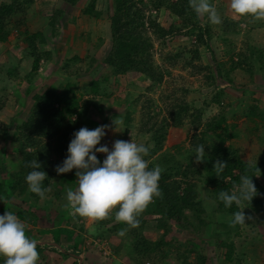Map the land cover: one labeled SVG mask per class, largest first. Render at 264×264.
Here are the masks:
<instances>
[{"label": "trees", "instance_id": "obj_1", "mask_svg": "<svg viewBox=\"0 0 264 264\" xmlns=\"http://www.w3.org/2000/svg\"><path fill=\"white\" fill-rule=\"evenodd\" d=\"M61 1L74 8L82 0ZM96 3L97 0H88L83 8V14L92 19H99L101 13L96 11ZM32 4L33 0H9L0 3V44L7 42L11 31L21 32V29L26 26V13ZM112 7L113 12L109 18L111 46L102 61L110 74L114 76L139 74L149 82L148 90L160 87L166 75L170 73L155 64L151 36L164 46L166 39L171 40L181 35L183 31L185 37L194 39L190 49L187 53L179 51L165 59L178 62L184 54H188L189 57L184 61L185 66L197 70L198 67L194 66V62L200 60L202 48H209V42L213 38V25L210 22L202 23L203 19L192 10L189 0H112ZM161 11L168 12L169 16L177 19L181 25L172 24L168 28L162 27L156 18ZM225 11L226 8L223 5L221 13ZM62 16V11L56 10L48 18L49 26L54 28L61 21ZM255 21L256 19L251 17H240L237 22L230 18H222V23L217 25L222 34L220 36L222 41L226 44L230 41L229 36L234 38L240 31L241 23L253 24ZM22 34L32 60L31 72L33 73L38 71L40 62L49 58L51 54L38 47V45L46 44L45 36L41 32L30 34L25 29ZM257 46V44L248 46L247 54L235 55V61L231 57L229 69L225 72V81L233 84L234 87L238 85L229 77V72L240 70L249 74L248 83L241 86L242 93L246 92V87L254 82L253 62L257 61L261 69L262 54H260V47ZM78 59V56L72 58L73 61ZM245 66L247 69L243 68ZM204 77L209 85L213 84L214 76L210 71ZM92 84L91 92L96 93L98 82L93 81ZM74 86L75 84L66 83L65 86L56 90L49 89L42 94L34 95L32 106L24 119L15 125L11 137L10 126L0 122V142L12 139L11 145L15 149L14 158L18 164L15 172L9 173L7 178L3 176L0 181V199L7 201L5 203L19 206L27 193L32 200L36 202L40 200L38 195L29 191L25 182L26 175L32 170L28 164L34 159L41 163V170L47 173L48 178L43 185L45 188H49L55 181L61 179L55 171L56 166L59 165L56 158L66 157L73 133L80 129L72 120V117L77 116L80 111L79 98L76 96ZM224 95L223 90L217 91L208 101L203 102L202 108H195L183 98H175L169 105L167 116L161 120L158 114L152 113V106L146 107L148 111L141 119L138 130L148 135L150 140L149 155L145 157L149 167L159 165L163 170L159 180L161 194L154 198L138 217L140 223L136 228L117 222L114 211L108 217V223L111 226L109 235L117 238V244L112 246L115 256L124 254L129 264L147 262L166 264L163 263L165 261L175 264H205L206 257L202 250H196L192 244L175 247V241L167 240L166 237L175 227L178 232L188 231L195 236L206 237L208 234L215 240L216 252L220 253L225 249L224 262L227 264L232 262L234 244L229 239L232 235H239L242 225L233 226L231 219L232 214L241 208L235 203L231 208H225L219 201L218 194L222 190H233V186L239 183L241 175L252 176L257 195L247 205L254 213H259L264 202V196L260 194L261 180L264 179V161L258 166L245 161L240 151L228 145L227 142L238 138L239 129L246 134L249 142L256 138L263 142L259 134L264 129V111L260 110L258 101L253 100L242 113L235 114L230 112L232 106L228 100L226 101ZM211 105H214L218 112L204 121L203 110ZM2 107L3 104L0 101V111ZM241 118L245 121L237 125L236 122ZM230 119L234 122L229 124ZM128 121L127 116L126 123ZM169 125H172L174 129H183L184 126L191 129L193 134L187 139L190 144L187 150L188 161L177 160L173 154L169 155L165 152L164 143L167 140ZM199 144L206 146L205 152L208 159L196 163L193 157L194 147ZM176 148L181 149L180 146ZM4 153L3 150L0 152L1 164L4 161ZM218 160L227 165L220 177L213 169L214 163ZM202 184L206 188L204 192L200 191ZM49 195H51L50 191L46 193V197ZM207 208H211L210 212ZM40 212L36 210L34 213H29L27 210H19L16 215L20 221L29 222ZM49 213L53 216L52 225L55 227V231H51L56 239L54 243L59 244L56 228L60 223L58 218L64 216L58 215L56 211ZM218 214L223 218L222 221H217ZM147 217H152V221L149 220L153 224L152 231L161 233L154 241L146 235V231L149 230ZM41 224L48 226L47 221H42ZM122 229L126 230L124 236L117 234ZM70 237L71 234H69ZM37 250L40 254L38 264H47L45 249L37 246ZM173 254V258H170ZM0 264H4L3 258H0Z\"/></svg>", "mask_w": 264, "mask_h": 264}, {"label": "rangeland", "instance_id": "obj_2", "mask_svg": "<svg viewBox=\"0 0 264 264\" xmlns=\"http://www.w3.org/2000/svg\"><path fill=\"white\" fill-rule=\"evenodd\" d=\"M8 1L0 0V3ZM211 1L222 18H230L236 22L240 20V17L231 11L230 0ZM87 2L88 0H82L78 6L73 8L61 0H33V4L26 13V26L21 29V32L11 31L7 42L0 44V101L3 104L0 111V122L10 126V137L14 132L15 125L23 120L28 113L33 104L32 97L34 95L42 94L49 89L56 90L65 86L66 83L75 84L74 87H76L75 93L79 98L80 111L73 118H75L79 128L94 129L100 125H109L106 135L101 140V145H107L109 150L116 140L130 141L132 139L133 142L150 146L148 135L142 134L138 130L141 119L148 111L146 107L152 106V113L158 114L159 120H161L167 116L169 105L175 98H183L191 105L193 104L195 108H202L204 101H208L217 91L223 90L225 92L224 98L232 106L230 112L242 113L253 100H257L260 110L264 111V20H256L253 24L241 23L239 33L234 38L229 36L230 39L228 38V40L230 41H227L226 44L220 37L222 34L218 26L212 24L213 38L209 42V48H202L200 60L194 62V66L198 67L197 70L185 66L184 61L189 57L188 54H184V57L178 62L165 59L179 51L188 52L194 39L185 37L184 31L171 40L166 39L164 46H161L159 41L151 36L154 44L152 49L154 62L157 66L167 70L170 75H166L160 87L148 90L149 82L143 76L135 73L114 76L103 65L102 61L111 46L109 18L113 12L112 0H97L96 11L101 13L99 19H92L83 14V8ZM223 5H225L226 11L221 13ZM56 10H61L63 16L61 21L51 30L47 24L48 18ZM156 16L158 23L164 28H168L172 24L181 25L166 11H161ZM200 17L203 19L202 23L208 24L207 16L201 15ZM73 24L78 25L82 35L70 33V27ZM25 29L30 34L41 32L45 36L47 45H38V47L55 54L54 62L56 63H51L50 57L45 58L40 62V71L38 69L36 72H31L32 60L29 57L22 34ZM65 35L79 40L78 47L81 45L86 47L85 51H83L84 49L79 51V54L84 58L83 60L63 61L59 65L56 46L60 45L59 49L62 52L64 48H69L67 47V45L69 46L68 39L67 43L65 40L64 43L66 44H63L65 38L62 40V37ZM255 44L261 49V69H259V63L254 61V82L248 87L245 86L246 92L242 93L243 87L241 86L248 83L249 74L240 70L229 72V77L238 85L234 87L233 84L225 81V72L229 69L231 57L235 61V55L247 54L248 46ZM54 45L56 46L53 47ZM12 46L15 48L11 49ZM91 47H93L92 52H90ZM15 52L19 53L15 55ZM50 63L51 66H49ZM243 68L247 69L246 66ZM208 71L214 76L211 85L204 77ZM93 81L98 82L96 93L91 92ZM217 112L218 110L214 105L209 106L203 110V120L210 119ZM119 116L123 122L115 130L112 121ZM127 116L129 117L128 123H126ZM244 121V118H241L236 123L240 125ZM233 122L232 119L228 121L229 124ZM192 134L188 126H184L183 129H174L172 125H169L167 140L164 143L165 152L169 155L173 154L177 160L188 161L187 150L190 144L187 139ZM238 135V138L228 141L227 144L238 149L245 161L255 166L260 165L264 161V129L259 134L263 142L257 138L249 142L246 139V134L240 129ZM11 140L10 138L7 142H0V152L5 151L4 161L2 164L0 163V181L3 176L7 178L9 173L18 169V164L14 158L15 149L11 145ZM101 145H97V147ZM178 146L181 149H177ZM96 155L101 162L106 158L105 154L102 153ZM65 158H56V160H58V164H61ZM75 171L74 169L63 174L56 172V175H60L61 179L49 187L51 195L43 200L40 199L38 202L32 200L29 193L24 196L23 203L20 202L19 206L5 203L7 201L0 199L2 200L0 201V215L6 211L17 214L19 210H27L29 213L40 210V214L35 215L36 217L28 218V220L30 219L29 222L21 221L26 226V235L37 239L39 243L45 241L50 243L56 240L53 232L51 233V231H55V227L52 225L53 216L49 212L56 211L58 215L64 216L58 218L60 223L56 228L57 237L59 235L56 238L60 240L55 249L58 256H52L49 260L47 257V264H73L76 262L75 259L65 256L66 253L62 251L70 248L66 246L65 236L59 233L64 231L81 237L80 250L76 254L79 258L82 255L83 262L81 260L79 264H129L124 254L115 256L112 249V246L117 244V238L109 235L111 226L108 223V217L113 212L107 218L96 221L78 217L72 213L70 208L65 206L67 203L66 190L68 188L75 190L77 187ZM261 187L260 194L264 196V179L261 180ZM204 190L206 188L202 184L200 191L204 192ZM204 198L206 199V196ZM247 204L248 202L241 203L240 208H245L243 211L246 217H251V219H246V224L242 225L239 235L230 237L229 240H232L234 244V256L232 262L228 264H264V202L259 213H254ZM207 209L210 212L211 208ZM222 219L218 214L217 221H222ZM146 220L152 221V217H147ZM42 221H47L48 226L42 225ZM150 221L146 235L154 241L159 238L161 233L157 234L152 231L153 224ZM166 238L169 241H175V247H185V245L192 244L196 250H202L206 257L205 264H227L223 258L225 249L220 253L216 252L215 240L210 238L208 234L206 237L195 236L188 231L178 232L174 227L172 233ZM51 248L54 249V247ZM59 249L60 251H58ZM174 254L170 258H173ZM163 263L175 264L169 263V261Z\"/></svg>", "mask_w": 264, "mask_h": 264}, {"label": "clouds", "instance_id": "obj_3", "mask_svg": "<svg viewBox=\"0 0 264 264\" xmlns=\"http://www.w3.org/2000/svg\"><path fill=\"white\" fill-rule=\"evenodd\" d=\"M189 5L197 16H207L211 24L222 23L221 15L210 0H189ZM230 9L240 17L264 20V0H230ZM122 122L120 116L113 119L115 130ZM108 128L109 125L94 129L82 127L74 132L66 158L56 166L55 171L63 174L76 170L77 187L75 190L68 188L65 197V206L76 216L99 221L114 211L117 222L136 228L140 223L138 217L161 194L159 180L163 170L158 165L149 167L145 159L149 155V145L133 142L132 139L116 140L111 150L107 145H101ZM205 148L203 144L194 147L196 163L208 159ZM97 153L105 154L106 158L101 162ZM226 166L223 161L214 163L213 169L218 177ZM28 167L32 169L25 177L28 189L43 200L50 191L43 186L48 178L47 173L41 170V163L37 159L30 161ZM256 195L257 188L252 176L244 174L233 190L220 191L218 199L225 208H231L234 203L239 207L243 202H251ZM244 209L232 214L233 226L245 225L246 219H251L246 217ZM125 231L122 229L118 235L124 236ZM38 243L37 239L26 235V226L16 214L6 211L0 215V258H3L4 264H38L40 254L37 246L41 247Z\"/></svg>", "mask_w": 264, "mask_h": 264}, {"label": "crops", "instance_id": "obj_4", "mask_svg": "<svg viewBox=\"0 0 264 264\" xmlns=\"http://www.w3.org/2000/svg\"><path fill=\"white\" fill-rule=\"evenodd\" d=\"M48 24V23H47ZM49 25V24H48ZM50 27V26H49ZM51 28V27H50ZM55 28V27H54ZM54 28H51V30L52 29H54ZM54 32H55V35H56V31L54 30ZM54 32H52V33H54ZM70 33H72L73 35L75 34V33H80V35H82V32L79 30V27H78V25H71V27H70ZM63 38H65L64 39V41H63V44L65 45L66 43H67V39L69 40V46L67 45V47H69V48H64L63 49V52L61 51V49H59V47H60V45H54L53 47H57V49L58 50H56V53H57V55L59 56V58L58 59H60V60H58L57 59V61H59V65H61L62 64V62L64 61V62H67V61H73L72 60V58H73V56H78V60H75V61H80V60H83L84 58H82V56L79 54V51L80 50H83V51H85V48L84 47H82V45H81V47H78V43L80 42L79 40H77L75 37H70V36H67V35H65L64 37H62V40H63ZM65 40H66V43H64L65 42ZM76 40V41H75ZM47 45V44H46ZM43 46H45V45H43ZM11 49H13V48H15V47H10ZM88 48V47H87ZM16 52H17V50H15ZM45 51V50H44ZM88 51H89V48H88ZM93 51V47H91L90 48V52H92ZM15 52V55H17L18 53H16ZM51 52V51H50ZM51 55H50V62L51 63H56V62H54L55 61V54H53L52 52L50 53ZM87 54H88V52H87ZM72 57V58H71ZM49 64V66H51L52 64ZM58 63V62H57ZM48 66V67H49ZM19 71H21V70H19ZM39 71H40V69H39ZM2 205V204H1ZM60 233H62L65 237H64V241L67 243L66 244V246L67 247H70L68 250H65V249H63L62 251L64 252V253H66L65 255L67 256V257H69V258H73V259H75V261L76 262H78V264H79V262L81 263V260H82V262H83V258L81 259V257H82V255H80V258H79V256H77V252L79 253V250H80V244H81V237H80V235L78 236L77 234H73V235H71V237L69 238V233H67L66 231H64V232H60ZM87 237H89V236H87ZM94 239V238H93ZM85 241V240H84ZM75 242H77V243H75ZM41 244H43V245H40L41 246V248H44L45 249V251H44V255L46 256V257H48V260L53 256V257H55L56 255L58 256V254L57 253H55V249H56V246H58V245H56L54 242H50V243H46V241L45 242H41ZM55 245V246H54ZM51 247H54V249L53 248H51ZM60 248H61V246H60ZM58 251H60V249L58 250ZM72 252V253H71ZM67 254H69V255H67ZM64 255V254H63ZM60 256V255H59ZM83 264V263H82Z\"/></svg>", "mask_w": 264, "mask_h": 264}, {"label": "built area", "instance_id": "obj_5", "mask_svg": "<svg viewBox=\"0 0 264 264\" xmlns=\"http://www.w3.org/2000/svg\"><path fill=\"white\" fill-rule=\"evenodd\" d=\"M145 264H151V263L147 262V263H145Z\"/></svg>", "mask_w": 264, "mask_h": 264}, {"label": "water", "instance_id": "obj_6", "mask_svg": "<svg viewBox=\"0 0 264 264\" xmlns=\"http://www.w3.org/2000/svg\"><path fill=\"white\" fill-rule=\"evenodd\" d=\"M38 245H42L41 243H39Z\"/></svg>", "mask_w": 264, "mask_h": 264}]
</instances>
